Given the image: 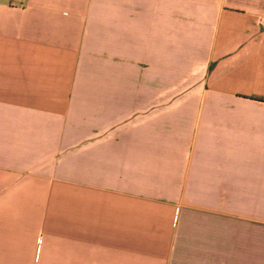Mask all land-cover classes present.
Returning a JSON list of instances; mask_svg holds the SVG:
<instances>
[{"label": "crops", "instance_id": "1", "mask_svg": "<svg viewBox=\"0 0 264 264\" xmlns=\"http://www.w3.org/2000/svg\"><path fill=\"white\" fill-rule=\"evenodd\" d=\"M264 0H0V264H264Z\"/></svg>", "mask_w": 264, "mask_h": 264}, {"label": "built area", "instance_id": "2", "mask_svg": "<svg viewBox=\"0 0 264 264\" xmlns=\"http://www.w3.org/2000/svg\"><path fill=\"white\" fill-rule=\"evenodd\" d=\"M257 23L264 30V16L258 17Z\"/></svg>", "mask_w": 264, "mask_h": 264}]
</instances>
